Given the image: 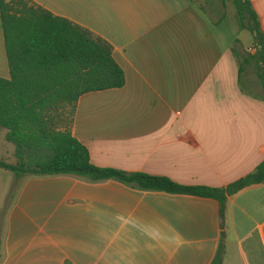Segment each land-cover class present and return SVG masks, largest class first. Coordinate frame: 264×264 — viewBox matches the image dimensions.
Segmentation results:
<instances>
[{"label":"crops","instance_id":"0c3cea01","mask_svg":"<svg viewBox=\"0 0 264 264\" xmlns=\"http://www.w3.org/2000/svg\"><path fill=\"white\" fill-rule=\"evenodd\" d=\"M32 1L107 40L124 72L122 87L77 101L72 135L93 164L223 187L264 159V96L231 51L253 39L233 0ZM250 1L264 31V0ZM14 180L0 264H210L220 241L222 264H264V181L227 196L221 217L214 198L112 179Z\"/></svg>","mask_w":264,"mask_h":264},{"label":"trees","instance_id":"16d2710c","mask_svg":"<svg viewBox=\"0 0 264 264\" xmlns=\"http://www.w3.org/2000/svg\"><path fill=\"white\" fill-rule=\"evenodd\" d=\"M233 2L241 29L250 32L254 48L253 53L246 52L239 39L233 41L239 73L253 63L264 87V31L259 17L250 0ZM0 20L9 67V77H0V129L14 148V161L0 159V169L16 178L73 175L90 182L112 179L140 190L210 197L218 201L221 217L227 196L264 181V159L223 187L183 185L167 176L93 164L86 146L72 135V125L82 94L125 83L111 44L32 0H0ZM222 254L220 241L210 264H222Z\"/></svg>","mask_w":264,"mask_h":264},{"label":"rangeland","instance_id":"374dc122","mask_svg":"<svg viewBox=\"0 0 264 264\" xmlns=\"http://www.w3.org/2000/svg\"><path fill=\"white\" fill-rule=\"evenodd\" d=\"M249 34V31L244 30L242 36L245 37ZM242 49L246 52H253L252 50L245 49L242 46ZM246 79L253 82V89L255 92H257L260 95L264 96V91L261 89L255 75V66L254 64H246L244 66V74ZM4 130H0V159H3L7 162H13V145L11 143H8L12 149L8 150L6 148L7 143H4V136H3ZM6 142V141H5ZM13 173L8 170H2L0 169V209L3 208L2 211H0V228H1V222H2V216L4 212V208H6L12 201L17 188H18V182L13 179Z\"/></svg>","mask_w":264,"mask_h":264}]
</instances>
